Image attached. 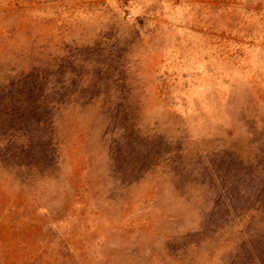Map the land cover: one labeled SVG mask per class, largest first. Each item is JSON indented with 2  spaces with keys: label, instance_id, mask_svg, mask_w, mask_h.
Here are the masks:
<instances>
[{
  "label": "rangeland",
  "instance_id": "rangeland-1",
  "mask_svg": "<svg viewBox=\"0 0 264 264\" xmlns=\"http://www.w3.org/2000/svg\"><path fill=\"white\" fill-rule=\"evenodd\" d=\"M0 264H264V0H0Z\"/></svg>",
  "mask_w": 264,
  "mask_h": 264
},
{
  "label": "trees",
  "instance_id": "trees-1",
  "mask_svg": "<svg viewBox=\"0 0 264 264\" xmlns=\"http://www.w3.org/2000/svg\"><path fill=\"white\" fill-rule=\"evenodd\" d=\"M28 101H29V102H32V104L37 103V100H35V99H34V101H33V100L31 101V100L28 99ZM30 104H31V103H30ZM6 110H7V109H6ZM11 111H12V110H11ZM32 111H35V109H33ZM6 114H9V113H6Z\"/></svg>",
  "mask_w": 264,
  "mask_h": 264
}]
</instances>
